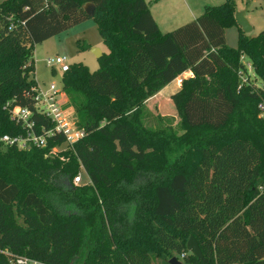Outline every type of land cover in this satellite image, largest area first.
<instances>
[{
    "label": "trees",
    "instance_id": "16d2710c",
    "mask_svg": "<svg viewBox=\"0 0 264 264\" xmlns=\"http://www.w3.org/2000/svg\"><path fill=\"white\" fill-rule=\"evenodd\" d=\"M236 13L228 0L162 34L146 0L0 3V264H264V31L249 38ZM88 20L108 52L94 73L83 63L63 73L87 136L60 152L62 135L5 145L29 133L15 108L31 112L37 135L54 127L35 107V50ZM245 58L263 86L243 82ZM188 71L172 96L180 130L150 125L148 100ZM80 167L89 183L74 186ZM192 236L207 262L187 249Z\"/></svg>",
    "mask_w": 264,
    "mask_h": 264
},
{
    "label": "rangeland",
    "instance_id": "374dc122",
    "mask_svg": "<svg viewBox=\"0 0 264 264\" xmlns=\"http://www.w3.org/2000/svg\"><path fill=\"white\" fill-rule=\"evenodd\" d=\"M2 1L4 0H0V3ZM227 1L228 0H154L152 7L153 9H156L157 6L160 8V12H158L159 14L155 12V20L161 33L167 34L201 17L207 6L217 7L223 5ZM236 4L237 12L245 11L246 17L253 27V31L245 35L249 38L257 37L262 31H264V0H236ZM82 24L83 25L80 24V27H78V25L62 33L59 37H54L43 44L38 45L35 54V79L41 90H47L53 83L56 84L58 89L63 88V73L56 68V74H54L53 70L47 66V60L49 58H54L57 55L66 56L70 65L83 63L92 73L100 68V62L93 53V49H99L101 52L105 51V53L108 52V49L93 20H88ZM225 33L227 46L237 48L240 34L239 30L237 31L235 28L227 29ZM86 44L90 46V49L81 51L79 46ZM244 62L251 80H255V83L258 86H263L262 81L257 79L254 75L250 60L245 58ZM176 85L177 83L172 85L170 89L166 90L162 95L164 101H166V103L169 102L170 105H172L175 114L163 117L149 108L147 103V110L150 113L151 118L150 125L157 126L161 123L163 126L173 127L176 132L180 130L179 126L182 119L178 115L173 101H171L168 96ZM160 118L163 119L162 122L160 121ZM179 134H181V132H179ZM62 150H68L67 146L57 148L54 152H60ZM79 171L82 176V185L88 184L89 179L84 169L80 167ZM16 218L18 222L23 223V219L18 217V215H16ZM181 261L183 262V260Z\"/></svg>",
    "mask_w": 264,
    "mask_h": 264
},
{
    "label": "built area",
    "instance_id": "2783aa9c",
    "mask_svg": "<svg viewBox=\"0 0 264 264\" xmlns=\"http://www.w3.org/2000/svg\"><path fill=\"white\" fill-rule=\"evenodd\" d=\"M47 66L53 71L58 68L62 73L69 71V60L64 55H57L54 58L47 60ZM248 72V69H247ZM194 74L191 71L183 73L176 79L179 86H182L184 80L193 78ZM243 82L247 83L251 80L249 73L242 74ZM66 94L62 89H58L56 84H51L47 90L37 89L36 95V110L48 117L54 127L51 130H44L43 135H37L34 131L35 123L31 120V112L28 109L15 108L12 111V119L21 122L28 130L29 133L26 137L3 136L1 141L5 145H16L21 149H29L32 145L37 147H45L47 140L57 135H62L65 139L67 148L74 147L77 143L82 141L86 136V130L78 126L77 119L73 108L68 106L65 101ZM261 116L264 117V103L259 105ZM74 186L82 185L81 174L73 179ZM184 258V255L181 256ZM181 261V259H179ZM11 264H44L43 262L34 260L29 257H14L11 259Z\"/></svg>",
    "mask_w": 264,
    "mask_h": 264
},
{
    "label": "water",
    "instance_id": "95a60500",
    "mask_svg": "<svg viewBox=\"0 0 264 264\" xmlns=\"http://www.w3.org/2000/svg\"><path fill=\"white\" fill-rule=\"evenodd\" d=\"M84 9L89 16H93L95 13V5L92 3L86 4L84 6ZM235 20L238 27L242 29L244 34H249L250 32L253 31V27L248 21L245 11L237 12L235 16ZM93 53L95 54L98 60L101 59L103 56V52H101V50L99 49H93ZM187 249L189 250L191 255L197 257L202 262H207L200 248V245L194 236L190 237L187 244ZM169 264H184V263L180 261L177 257H173L170 260Z\"/></svg>",
    "mask_w": 264,
    "mask_h": 264
},
{
    "label": "crops",
    "instance_id": "0c3cea01",
    "mask_svg": "<svg viewBox=\"0 0 264 264\" xmlns=\"http://www.w3.org/2000/svg\"><path fill=\"white\" fill-rule=\"evenodd\" d=\"M147 3L150 5V9H151V12L153 14V16L155 17L156 19V13L159 14L158 12H160V8L157 6L156 9H153L152 7V4H154V0H146ZM156 12V13H155ZM194 16V15H193ZM83 25V24H81ZM81 25H79L78 27H80ZM235 29H237V31L239 30L237 27H233ZM232 29V28H230ZM60 36V35H59ZM59 36H56V37H59ZM38 47V46H37ZM36 47V49H37ZM105 53V51H103ZM35 54H36V50H35ZM176 82V80L174 82H172L171 84H169L168 86H166L162 91H160L157 95L151 97L149 100H148V107L151 108L153 111H156L157 114L161 115V116H172L175 114L174 112V108L172 107V105L167 104L166 101H164V98L162 97V95L166 92V90L170 89V87L172 85H174ZM181 86H179L178 84L176 85V87L173 88V91L171 93H169V98L171 99L172 101V96L174 94H176L179 90H180ZM178 90V91H177ZM65 101L67 102L68 104V98L65 97ZM169 101V99H168ZM175 106V105H174ZM176 108V107H175ZM177 111V109H176ZM178 113V111H177Z\"/></svg>",
    "mask_w": 264,
    "mask_h": 264
}]
</instances>
